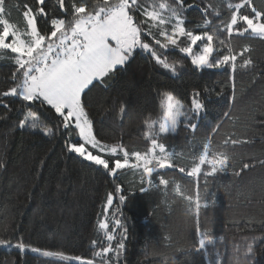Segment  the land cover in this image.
Returning a JSON list of instances; mask_svg holds the SVG:
<instances>
[{
  "label": "trees",
  "instance_id": "trees-1",
  "mask_svg": "<svg viewBox=\"0 0 264 264\" xmlns=\"http://www.w3.org/2000/svg\"><path fill=\"white\" fill-rule=\"evenodd\" d=\"M118 2L64 0L62 7L60 0H0V10L24 34L23 13L30 7L38 30L49 36L51 19L69 24L72 5L82 4L93 14ZM137 4L145 33L151 30L142 41L176 71L138 49L126 65L82 95L97 139L108 146L122 144L136 165L117 170L115 177L68 151V143L80 142L79 137L62 127L54 110L3 95L21 76L17 54L0 49V240L6 242L0 264H78L44 257L45 251L92 264H264V37L251 30L229 35L227 30L228 23L242 29L244 15L264 26V19L254 15L264 13V0ZM41 7L46 15L39 13ZM153 11L157 20L144 15ZM177 20L193 34L214 36L212 59L237 56L236 72L197 69L179 51L188 45L187 37H179L178 46L157 45L156 39L164 42L160 32L171 33ZM202 46L198 41L193 51ZM249 59L251 64L242 66ZM169 93L183 104L181 119L173 131L151 128L162 118ZM196 99L201 109H194ZM132 153L139 155L134 159ZM105 158L111 167L113 157ZM104 222L107 229L100 227ZM120 242L125 247L117 256ZM20 243L24 250L16 247ZM109 246L113 251L104 253Z\"/></svg>",
  "mask_w": 264,
  "mask_h": 264
},
{
  "label": "snow or ice",
  "instance_id": "snow-or-ice-1",
  "mask_svg": "<svg viewBox=\"0 0 264 264\" xmlns=\"http://www.w3.org/2000/svg\"><path fill=\"white\" fill-rule=\"evenodd\" d=\"M43 4V0H38ZM182 3V0H180ZM64 0H60L63 7ZM118 9L113 13H109L106 20L101 22L96 18V13L86 12L84 5H72L74 15L69 23L73 24L79 31L80 39L77 40V31H71L69 34L68 27L63 18H53L50 21L52 31L50 36L40 33L36 23V14L29 7L24 11L23 16L28 25L27 42L21 39V35L14 28L13 23L9 19L0 17V49H8L12 53L17 54L15 60L20 72L21 81L15 87H12L9 92L3 93L4 96L13 95L20 96L23 101L31 103H38L41 106H47L54 110V112L61 118L62 127L64 129H72L78 135V143H68V151L77 154L86 161L93 162L97 166H101L107 170L109 175L115 177L117 170L127 169L130 165L134 168L136 165L131 164L129 153L122 147V144H113L111 146L103 144L97 139L94 129L93 121L82 102V95L85 90L90 89L95 81H103L115 72L117 67H123L130 60L133 53L137 49L150 52L156 61L160 63L165 69H170L172 72L176 71L175 65L168 63L161 59L159 55L150 47L149 43L142 41L143 35L151 36V30L145 33L141 25L137 13L141 11V6L137 4V0H119L114 5ZM163 7V5H162ZM39 13L46 15L44 8H39ZM85 13H87L85 15ZM145 16L152 20L158 19L156 12H145ZM239 16V11L236 12ZM254 15L261 20L264 19V13H256ZM244 27L242 29L236 28V23H228L227 30L229 35L235 31L238 35L251 30L252 33L264 37V30L261 29L260 24L256 19L248 15L242 17ZM250 22V23H248ZM163 25L165 21L159 20ZM183 20H177L171 33L168 31H161L160 35L164 37V42L156 39L155 43L163 48L171 46H178L179 37H187L188 45L179 47L181 53L187 54L191 57V63L199 70L204 68L215 69L228 67L231 73L237 70V56L224 54L212 59L215 51L212 34L204 33L203 35L193 34L187 31L183 26ZM59 33V36H58ZM9 37H12L11 42H6ZM47 45L45 46V42ZM72 41L68 48L64 45ZM198 41H203L202 50L198 52L193 51V47L197 45ZM223 45L224 41L221 40ZM61 53L60 58L53 56L54 52ZM231 51V48H228ZM251 60L244 61L242 66H248ZM173 100L172 94H166L165 104ZM176 114H173L169 107L168 113L173 130H175L176 118L178 114H182L180 109L183 104L177 101ZM203 105L198 99L194 101V108L201 109ZM29 116L35 119V114L29 112ZM26 122V119H25ZM20 127H24V123ZM31 127L36 128L35 122ZM46 133L51 135L52 129L47 128ZM73 132H69L72 135ZM91 149V150H90ZM92 150H96V154ZM118 154H122V158ZM105 155L113 157L111 161L105 158ZM138 153H132L134 159L138 157ZM120 201L124 202L125 197L120 196ZM113 204V197L111 195L107 198V206ZM120 220L116 221L120 225ZM102 229H107V222L101 223ZM126 231V229H125ZM107 239L112 241L114 236L108 234ZM6 242L0 240V245ZM21 250H24L23 243L17 244ZM125 247L123 242L118 244L115 249V254L118 256L120 251ZM33 252H40V249L33 248ZM111 246L103 249L104 253L112 252ZM44 257H56L62 261H76L78 264H92L90 260H82L81 257H70L62 253L45 251L42 253ZM101 255L100 252L96 253Z\"/></svg>",
  "mask_w": 264,
  "mask_h": 264
},
{
  "label": "rangeland",
  "instance_id": "rangeland-1",
  "mask_svg": "<svg viewBox=\"0 0 264 264\" xmlns=\"http://www.w3.org/2000/svg\"><path fill=\"white\" fill-rule=\"evenodd\" d=\"M115 11H118V9L116 7L111 9V10H109V11H107L105 9H100L97 12H95L96 13V18L99 19L101 22H103L104 20H106L108 18L109 13H113ZM95 13H93V14H95ZM0 17H1V10H0ZM260 26H261V29L264 30V26L263 25H260ZM67 27L69 29V34L71 33V31H77V36L75 37V39L79 40L80 39V34H79V31L75 28V26L73 24L69 23L68 25L66 24V28ZM28 31H29V29H28ZM28 31L25 32L24 34L23 33H19L21 35V39L25 40L26 42L29 39ZM256 35H258V34H256ZM58 36H59V33H58ZM11 39H12V37H9L6 42H11ZM71 44H72V41H68V43L64 45V48H68ZM46 45H47V41L45 42V46ZM52 55L57 57V58H60L61 53L59 51H57V52H54ZM117 68H119V66ZM165 101H166V98L163 101V115H162V118L157 120L155 123H153L151 128L156 127V128H159L162 131L168 132V131H173V125L171 123V119L169 118L168 109L170 107L172 113L176 114L175 105H176L178 100L173 98V100L168 102V104H165ZM180 112L183 114L184 107H182L180 109ZM182 114H178V115L175 116V118H176L175 127L177 126L179 120L181 119ZM138 159L141 160V161H144V159H142V158H138ZM5 245L6 244L0 245V247H4Z\"/></svg>",
  "mask_w": 264,
  "mask_h": 264
}]
</instances>
